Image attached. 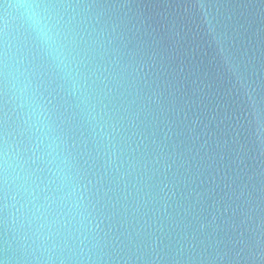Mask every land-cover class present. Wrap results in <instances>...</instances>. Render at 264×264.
Here are the masks:
<instances>
[{"label":"water","instance_id":"obj_1","mask_svg":"<svg viewBox=\"0 0 264 264\" xmlns=\"http://www.w3.org/2000/svg\"><path fill=\"white\" fill-rule=\"evenodd\" d=\"M0 264H264V0H0Z\"/></svg>","mask_w":264,"mask_h":264}]
</instances>
